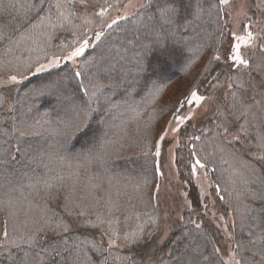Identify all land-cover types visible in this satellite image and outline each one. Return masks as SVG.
Listing matches in <instances>:
<instances>
[{
	"label": "trees",
	"instance_id": "16d2710c",
	"mask_svg": "<svg viewBox=\"0 0 264 264\" xmlns=\"http://www.w3.org/2000/svg\"><path fill=\"white\" fill-rule=\"evenodd\" d=\"M76 1L0 0V72L16 78L0 86V264H226L228 245L238 264H264V22L239 68L220 0H185L163 29L155 5L101 28L96 10L120 0ZM92 32L73 64L64 55ZM183 76L182 99L217 100L214 116L179 128L182 200L163 219L154 143L182 100L158 101ZM85 116L88 133L71 134Z\"/></svg>",
	"mask_w": 264,
	"mask_h": 264
},
{
	"label": "rangeland",
	"instance_id": "374dc122",
	"mask_svg": "<svg viewBox=\"0 0 264 264\" xmlns=\"http://www.w3.org/2000/svg\"><path fill=\"white\" fill-rule=\"evenodd\" d=\"M146 0H120L119 2L115 3L116 5H112V8L110 10V13H108L107 9L102 10H96V11H103L107 15L102 20L97 21V24L99 27H108L112 24V18L116 17L117 19L128 16L133 11L140 8V5L143 4ZM84 0H77L76 3L78 5H83ZM221 6L226 10L227 13V22H228V30L229 34L231 36L230 41V53H229V61L233 63L235 67L244 68L247 64L240 63L234 61L231 57L234 55V49L233 45L239 44V55L241 61L246 60L245 56L246 53L254 46L255 38L259 35L260 30L263 28V22H264V0H227V2H221ZM195 6V3L193 4V8ZM257 7L263 15L260 17L258 21H254L252 17L249 15L250 11ZM196 13V10H195ZM97 14H90L87 16V22L89 21H96ZM103 16V14H100ZM91 23V22H90ZM95 26L94 31L97 30V25ZM249 33H251V37L249 38ZM93 34L89 33L88 37L84 36L77 41L75 45H78L74 47L69 53H66L64 56H66L73 64H75L76 59L79 56L71 57V53L75 51L77 48H80L81 46L84 47V50L86 49L87 45L90 42V36ZM98 37V33L92 37V42H95ZM237 37H241L242 39H237ZM133 39L134 36H133ZM156 47H158V43H156ZM168 45H175L177 47H181V45L177 42H169ZM167 46V45H166ZM159 47H163L159 46ZM110 48V47H108ZM83 53V52H82ZM81 53V54H82ZM63 56V57H64ZM70 57V58H69ZM56 63V60L50 59L46 63H43L40 66H37L34 68L32 74H37L43 71H46L47 68L52 66ZM41 66H44L41 71H37V69H40ZM8 76L5 72H0V86L1 85H8L12 77H6ZM186 76L181 77L178 81L171 84L164 92L158 103L162 106H170L173 105L175 108L176 104L179 100H182L181 102V108L177 109L176 111H171L169 114H167L163 121H164V129L163 131L156 137L155 143H154V151H155V158H156V167L158 170L159 175H162V178H165L163 183L159 184V187L157 189V197H160L161 203L163 205V219L168 216V213H173L175 216H178L179 210H180V204L182 200V193L180 191V186L177 182V176L175 173V166L173 163L174 159V150L177 146V135L179 128L184 126L187 121H198L200 118L204 117H212L215 114V107H216V100H217V93L214 94V96L206 97V96H200L202 99L199 102H196L195 99L192 97V95L188 96L185 99H182L186 92V88L183 89L181 83L183 82V79ZM139 85V83H138ZM223 84L220 86L222 87ZM191 101V103L189 102ZM34 105H38V99H35ZM180 107V106H179ZM65 113V112H64ZM206 117V118H207ZM102 130V128L100 129ZM83 148L87 146L88 142L83 143ZM193 179L194 183L197 186L199 192L202 195H208V185L207 181L205 179V176L203 174L202 169L199 165L195 166L193 170ZM72 187V186H71ZM71 187H65L66 190H69ZM160 193V190L162 189ZM220 221L222 219L220 218ZM166 226L170 224L169 219L164 220ZM165 226V227H166ZM164 227V226H163ZM219 230L221 228V225H219ZM224 230V229H223ZM26 231V230H25ZM4 230H0V233L4 237ZM33 232L32 229L27 231L26 233ZM14 233L19 235V230L14 228ZM231 246L228 245L226 250V255L224 256V260L226 264H238V260L234 253L230 249ZM153 264V263H149Z\"/></svg>",
	"mask_w": 264,
	"mask_h": 264
},
{
	"label": "snow or ice",
	"instance_id": "6c2138e0",
	"mask_svg": "<svg viewBox=\"0 0 264 264\" xmlns=\"http://www.w3.org/2000/svg\"><path fill=\"white\" fill-rule=\"evenodd\" d=\"M221 2H227V0H221ZM153 5H155V12L153 13L154 23L160 29H163L165 25L172 23L173 19L178 18L181 12L188 7V5L185 3V0H147V2L141 4L140 7H152ZM113 23H115V21H113ZM250 37H251V33H249V38ZM237 39H242V38L237 37ZM85 46L86 44L73 51L71 53V57L80 56L81 53L84 51ZM239 48H240L239 44L233 45L234 55L231 58L236 62L247 64L248 63L247 60L241 61L239 55ZM164 51L166 50H161V55L164 54ZM43 67L44 66H41V68L37 69V71H41ZM12 79L15 80L16 78L13 76ZM255 86L256 85H252L253 88ZM260 86L264 87V81L260 82ZM192 97L195 99L196 102H199L202 99L201 97H198L195 92L192 93ZM189 102L191 103V101ZM67 127L69 129V132L73 135H76L77 137L84 136L89 131V125L87 123L86 116L80 120L69 123ZM4 235L5 236L8 235L7 231L4 232ZM57 255H59V253H57Z\"/></svg>",
	"mask_w": 264,
	"mask_h": 264
}]
</instances>
